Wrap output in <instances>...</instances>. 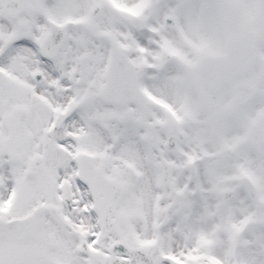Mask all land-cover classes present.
Returning a JSON list of instances; mask_svg holds the SVG:
<instances>
[{
    "label": "snow or ice",
    "instance_id": "snow-or-ice-1",
    "mask_svg": "<svg viewBox=\"0 0 264 264\" xmlns=\"http://www.w3.org/2000/svg\"><path fill=\"white\" fill-rule=\"evenodd\" d=\"M243 36L264 0H0V264H264V72L206 64Z\"/></svg>",
    "mask_w": 264,
    "mask_h": 264
},
{
    "label": "flooded vegetation",
    "instance_id": "flooded-vegetation-1",
    "mask_svg": "<svg viewBox=\"0 0 264 264\" xmlns=\"http://www.w3.org/2000/svg\"><path fill=\"white\" fill-rule=\"evenodd\" d=\"M134 14V13H133ZM246 38L244 43H240L238 39H232L226 42L224 50L221 54L210 55L206 59V64L209 70L210 79L214 87L210 91L219 94L224 88H233L236 96L240 100L247 98L251 89L252 83L249 80L256 72H264V61L255 59L254 65L251 66L245 73L238 74L234 67L242 64V59L251 54L252 46L250 43V36H243ZM242 38V37H241ZM219 59V66L216 63H210L208 59ZM200 93V89L197 88ZM207 104L199 106L200 111L207 110ZM192 123H196L195 115L191 119Z\"/></svg>",
    "mask_w": 264,
    "mask_h": 264
}]
</instances>
